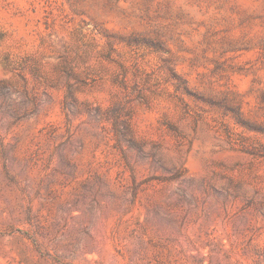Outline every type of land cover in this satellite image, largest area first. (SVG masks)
Wrapping results in <instances>:
<instances>
[{
  "label": "rangeland",
  "instance_id": "374dc122",
  "mask_svg": "<svg viewBox=\"0 0 264 264\" xmlns=\"http://www.w3.org/2000/svg\"><path fill=\"white\" fill-rule=\"evenodd\" d=\"M0 264H264V0H0Z\"/></svg>",
  "mask_w": 264,
  "mask_h": 264
}]
</instances>
